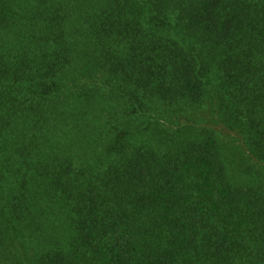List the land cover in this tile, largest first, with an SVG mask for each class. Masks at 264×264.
<instances>
[{
    "label": "trees",
    "instance_id": "16d2710c",
    "mask_svg": "<svg viewBox=\"0 0 264 264\" xmlns=\"http://www.w3.org/2000/svg\"><path fill=\"white\" fill-rule=\"evenodd\" d=\"M0 264H264V0H0Z\"/></svg>",
    "mask_w": 264,
    "mask_h": 264
}]
</instances>
